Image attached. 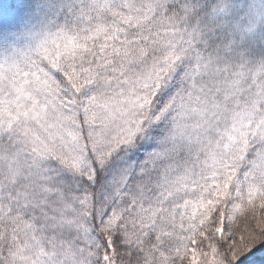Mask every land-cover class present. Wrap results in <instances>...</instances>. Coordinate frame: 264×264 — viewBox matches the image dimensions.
Masks as SVG:
<instances>
[{
  "label": "snow or ice",
  "instance_id": "1",
  "mask_svg": "<svg viewBox=\"0 0 264 264\" xmlns=\"http://www.w3.org/2000/svg\"><path fill=\"white\" fill-rule=\"evenodd\" d=\"M0 264H264V0H0Z\"/></svg>",
  "mask_w": 264,
  "mask_h": 264
}]
</instances>
